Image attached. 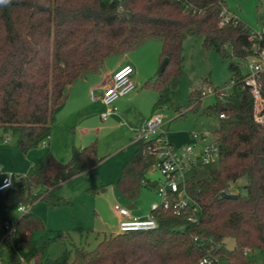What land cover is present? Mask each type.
<instances>
[{
    "label": "trees",
    "instance_id": "obj_1",
    "mask_svg": "<svg viewBox=\"0 0 264 264\" xmlns=\"http://www.w3.org/2000/svg\"><path fill=\"white\" fill-rule=\"evenodd\" d=\"M224 6L225 0H0V128L17 135L24 153L50 138L73 82L100 71L108 56L146 40H161L166 57L159 77L145 84L159 90L154 107L165 105L162 91L182 74L188 35H202L206 48L228 60L235 78L229 93L206 108L217 114L212 132L220 158L198 163L188 174L195 211L188 206L178 214L172 206L159 207L152 211L156 228L110 233L93 249L73 243L68 235H53L27 211L17 224L19 254L6 264H22L21 256L23 264H202L204 257L209 262L203 264H255L248 255L255 248L262 250L264 264V125L255 120L253 95L243 86L248 71L242 69L249 55L259 53L255 43L264 48V32L262 38H251V28L233 15L220 25ZM261 78L264 94V70ZM199 93L196 89L190 95L193 108L201 101ZM163 138L165 132L135 141L133 155L114 181L127 199L137 198L143 187L157 189L159 180L147 172L158 157L153 148ZM103 158L97 140L74 146L64 162L48 149L0 191V217L17 218L20 205L38 199L60 205L65 201L59 194L62 184ZM242 177L246 193L228 197L229 185ZM39 230L45 231L38 236ZM227 237L234 238L233 248L227 247ZM59 238L71 246L51 258L48 245Z\"/></svg>",
    "mask_w": 264,
    "mask_h": 264
},
{
    "label": "rangeland",
    "instance_id": "obj_2",
    "mask_svg": "<svg viewBox=\"0 0 264 264\" xmlns=\"http://www.w3.org/2000/svg\"><path fill=\"white\" fill-rule=\"evenodd\" d=\"M225 1L231 15L244 21L252 31L264 32V0ZM182 54V74L174 78L162 91L167 102L156 109L164 117L162 131L165 132L166 139L177 148L194 141L192 130L212 131L217 124V114L210 113L206 108L216 103L218 96L210 94L203 97L199 93L201 101L193 108L195 102L190 100L192 91L197 89L199 92L207 85L230 90L233 77L228 60H224L215 49L206 48L200 34H191L184 39ZM121 57L129 59L135 68L137 88L134 92L142 86L144 88L139 90L141 95L137 104L131 108V114L123 115L124 125H127L130 116L138 115L144 109L150 112L153 109L159 90L152 86L145 87V84L159 77L166 57L162 55L161 40L149 39L126 53L108 56L98 72L102 73L106 66H113ZM242 69L244 72L248 71L247 60L243 62ZM88 98L92 101L90 91ZM98 107L96 104L95 108ZM99 111L76 130H71V133L78 138L81 135L87 136L86 143L97 139L99 154L105 156L102 162L95 169L71 177L62 184L59 194L65 201L60 205L52 207L41 199L29 204V211L41 218L45 230H52L53 235H68L73 243L88 249L95 248L106 235L119 232L120 218L114 207L116 203L148 210L152 201L159 199L157 191L148 187H143L137 198L127 199L114 183L121 175L123 164L133 155V145L121 146L122 138L119 133L123 126L118 123L119 120L112 119V114L108 119L101 118L102 110ZM138 133L139 130L134 133L135 137ZM7 137L8 142H5ZM47 141L24 153L17 146V135L4 132L0 128V171L21 174L28 162H31V168L49 149ZM60 154L62 157L55 154L60 161H65L70 155L67 156L64 150H60ZM147 177L159 180L162 174L158 169L149 168ZM246 183L245 177L232 182L228 193L245 194ZM22 214L17 212L18 218ZM45 230L37 231V235H42ZM225 243L228 248L235 246L233 237H227ZM65 246L70 247L71 243L61 238L52 240L47 248L48 255L51 258L59 257ZM248 255L255 264L263 263V252L260 248L249 251ZM8 256L10 252H7L6 257Z\"/></svg>",
    "mask_w": 264,
    "mask_h": 264
},
{
    "label": "built area",
    "instance_id": "obj_3",
    "mask_svg": "<svg viewBox=\"0 0 264 264\" xmlns=\"http://www.w3.org/2000/svg\"><path fill=\"white\" fill-rule=\"evenodd\" d=\"M231 17L232 15L229 13L227 6H224L220 12V25L229 22ZM262 36L263 32L252 31L251 33V38H262ZM253 47L259 53L247 57L249 69L243 78V86L249 87L253 95L255 120L264 125V94L261 78L262 71L264 70V48L260 49L256 43ZM133 73L134 66L132 64L122 65L113 72L111 82L105 87L101 97L102 102L107 107L101 113L103 119H106L110 114L118 110V107L115 105L117 99L130 93L135 88L136 85L132 78ZM234 83L235 78H232L230 89ZM228 93L229 90L227 88H213L211 85H207L201 89L203 97L210 94L225 96ZM91 94L92 97H95L93 91ZM220 116L225 117V114L221 113ZM164 123L163 115L155 112L140 127L137 139L157 137L160 133L164 132L162 131ZM191 136L194 141L185 143L181 148L170 144L166 137L161 139V142L153 148L157 152L158 157L150 169H158L162 174V178L159 179L156 189L160 199L151 204L150 212L145 217L132 215L127 206L119 203L115 204L114 207L121 216L119 231L156 228L158 221L152 215V211L159 207L169 208L172 206L178 214L183 208L188 206H192L194 211L196 210L197 203L187 187L188 174L198 163L211 164L217 162L220 158V148L213 132L209 129L192 130ZM0 175V191H4L12 186L14 176L21 177L24 173L15 174L0 171ZM29 209V204H22L17 210L25 213ZM188 218L192 220L194 216H189ZM18 219V217H0V264H6L7 260L9 261L12 256L19 254L20 237L17 232ZM7 252H10V256L8 257H6ZM20 260L22 264L25 263L23 256L20 257ZM208 262V257H204L201 260L202 264Z\"/></svg>",
    "mask_w": 264,
    "mask_h": 264
},
{
    "label": "crops",
    "instance_id": "obj_4",
    "mask_svg": "<svg viewBox=\"0 0 264 264\" xmlns=\"http://www.w3.org/2000/svg\"><path fill=\"white\" fill-rule=\"evenodd\" d=\"M125 64H132V62L126 57H121L117 61V63L114 64L113 66L111 67L106 66L105 70L102 73L99 72L90 73L84 77L78 78L68 87V92L66 94L67 95L66 103L62 108V110L58 113L57 120L52 126L51 136L47 141L49 149L53 150L54 154H57L58 156L62 157L60 154V150H64L67 156L68 154H70L69 155L70 157L74 146L82 147L88 144L86 143L87 136L81 135L80 138L74 137L73 134L71 133V130L72 131L76 130L77 127H79L83 122L87 121L89 117L97 115L100 112L99 110H102L103 112L104 110L107 109L106 105L101 100L104 89L111 82L113 72L118 67ZM134 73H135V68H134ZM134 73L132 78L136 85L135 88L130 93L116 100L115 105L118 107V110L112 113V115L111 114L110 115L113 116L112 119L114 121L119 120L118 123L121 125V127L123 126L119 133V135H121L122 138L121 146L131 144L133 145V150L135 151V141L137 140V136L135 137L134 133L137 130H139L138 128L142 126V124L147 120V118H149L152 114H154L157 111L156 110L157 108L162 106L153 107L151 112L146 111V109H144L140 111L138 115L130 116L131 118L128 119L127 125H124L125 123H124L123 115L131 114L130 113L131 108L135 104H137V99L139 95H141L140 91L144 89L142 86L140 89L136 90L137 91L136 93L134 92L135 89L137 88V83L134 79ZM145 87L147 86L145 85ZM89 91L93 102L90 101L88 98ZM92 91L94 92L95 97H92L91 94ZM96 104H98L101 109H99V107L95 108ZM109 116L106 119H108ZM5 142H8V138L5 140ZM101 156L105 158L104 155ZM69 157L65 161H67ZM102 160L91 170L95 169L102 162ZM30 166H31V162L30 163L28 162L24 166L25 170L23 171V173L28 172L31 169ZM0 179H1V175H0ZM159 199L155 201H159ZM155 201H152V203ZM127 207L130 209L132 215L140 216V217H145L150 212L151 209V205H150V209L148 210H140L136 208L134 209L129 206ZM117 214L121 220V216L119 215L118 212Z\"/></svg>",
    "mask_w": 264,
    "mask_h": 264
},
{
    "label": "water",
    "instance_id": "obj_5",
    "mask_svg": "<svg viewBox=\"0 0 264 264\" xmlns=\"http://www.w3.org/2000/svg\"><path fill=\"white\" fill-rule=\"evenodd\" d=\"M163 67H164V65H163ZM163 67H162V69H163ZM227 196L230 198H236L238 195L236 193H228Z\"/></svg>",
    "mask_w": 264,
    "mask_h": 264
}]
</instances>
